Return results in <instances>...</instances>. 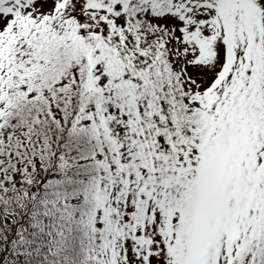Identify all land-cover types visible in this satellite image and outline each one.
<instances>
[{
	"label": "snow or ice",
	"instance_id": "6c2138e0",
	"mask_svg": "<svg viewBox=\"0 0 264 264\" xmlns=\"http://www.w3.org/2000/svg\"><path fill=\"white\" fill-rule=\"evenodd\" d=\"M0 264H264V0H0Z\"/></svg>",
	"mask_w": 264,
	"mask_h": 264
}]
</instances>
